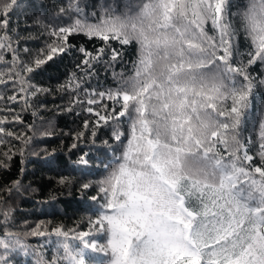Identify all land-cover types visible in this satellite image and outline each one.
Wrapping results in <instances>:
<instances>
[{
    "label": "snow or ice",
    "instance_id": "6c2138e0",
    "mask_svg": "<svg viewBox=\"0 0 264 264\" xmlns=\"http://www.w3.org/2000/svg\"><path fill=\"white\" fill-rule=\"evenodd\" d=\"M19 5L20 0H0V63H9L4 52L12 54L11 66L0 70V84L11 81L15 91L7 97L10 101L24 93L27 107L29 98L49 91L31 83L26 74L56 55L70 54V37L103 42L95 52L77 49V68L84 77L96 74L112 40L134 43L137 52L132 75L113 73L114 87L86 90L88 104H101L100 110L86 109L97 117L92 137L101 121L105 126L114 123L111 138L121 148L106 165L110 171L98 181V194L90 197L99 202L90 221L93 227L71 237L72 230L55 228L52 234L64 238L57 242L60 254L45 261L37 253V264H90L84 249L109 256L106 264H264V109L258 127L254 125L255 140L244 137L250 98L258 85L264 87V78L252 75L254 65L264 67V0H247L245 8L233 13L231 0H127L123 12L103 5L94 22L87 5L70 0L57 13L69 16V22L52 29L47 50L31 63L21 62L13 47L20 37L12 35L10 16ZM231 16L239 17V27ZM209 22L215 35L207 30ZM36 23H41L39 18ZM241 29L251 48L247 60L237 64L233 41ZM120 55L113 48L111 60ZM82 83L83 77L73 73L58 90L77 92ZM105 97L111 106L102 103ZM125 120L127 132L122 128ZM8 122L0 119V134L19 139L2 126ZM83 135L78 132L73 138ZM11 155V149L0 153V168ZM86 155L77 163L86 165ZM18 184L3 191L11 192ZM0 215L7 221L11 209L0 210ZM93 231L106 243L86 239ZM4 236L0 248L6 252L27 250L20 233L6 231ZM69 238L83 248H74Z\"/></svg>",
    "mask_w": 264,
    "mask_h": 264
},
{
    "label": "trees",
    "instance_id": "16d2710c",
    "mask_svg": "<svg viewBox=\"0 0 264 264\" xmlns=\"http://www.w3.org/2000/svg\"><path fill=\"white\" fill-rule=\"evenodd\" d=\"M126 2L127 0H80L82 6L87 5L86 11L93 22L102 14L103 5L116 7L119 12H123ZM69 3L70 0H20L19 7L10 16L9 27L12 35L20 37L14 41L13 47L16 48L21 62L31 63L40 55L41 50H47V45L53 39L50 36L52 29L69 22V16L57 15L59 9L66 8ZM231 3L230 13L247 6V0H231ZM37 18L41 23H36ZM230 19L234 27H239V17L231 16ZM206 27L209 34L215 35L210 22ZM70 39L73 44L70 54L56 55L41 68L26 74L31 83L49 90L45 94L29 98V106H25L24 93H17L15 101L7 99L15 91L11 81L0 84V97L3 98L0 99V119L9 121L2 126L20 137L16 139L0 134V140L4 141L0 144V153L9 149L12 151L11 159L6 161L7 166L0 168V197L3 198L0 210L11 209V216L7 221L0 215V239H6V231L20 233L23 242L28 246L27 250L15 248L7 252L0 248V264H37V253L45 261H51L54 256L60 254L57 242L64 239L52 234L57 227L64 231L72 230L70 237L81 231L88 232L93 227L90 221L95 219L99 207V202L92 201L90 197L98 194V181L110 171L106 169V165L121 151L111 138L114 123L105 126L101 121L97 136L92 137V122L97 117L86 109L100 110L101 104H88L86 90L104 91L114 87L116 81L113 79V73H123L125 77L132 75V62L137 56L136 45H122L112 40L110 46L105 49L101 63L96 65V74L89 78L84 77L77 68L81 56L77 49L86 47L89 52H95L97 47L103 46V42L89 41L84 36H73ZM233 45L235 63L246 61L251 42L246 39L242 29ZM25 48L28 49L27 52L24 51ZM113 48L121 54L115 62L111 60ZM3 55L9 63H0V70L11 66V52H4ZM253 69V76L264 78V67L256 64ZM73 73H76L77 77H83L81 88L77 92L58 90ZM75 97H78L79 102L73 104ZM250 100L251 109L246 118L244 137H252L255 140L254 125L258 127L259 114L264 109V87L258 85ZM102 103L112 105L106 97ZM70 105L72 111H67ZM17 116L19 121L16 120ZM86 120L89 121L87 129L84 128ZM122 128L125 132L128 131L127 120L122 124ZM45 132L50 135H42ZM78 132H83L84 135L80 140H74L73 137ZM73 143L77 144L76 148H72ZM114 148L115 153L112 151ZM250 148L255 163L259 164L255 147L250 145ZM83 154H87L86 165L77 163ZM61 177H66L67 182L60 183ZM17 181L18 187L12 188L11 192L3 191ZM84 183L91 184V187L83 189ZM34 231L44 232L45 235H32ZM24 233L29 235L23 237ZM86 239L106 243L96 231ZM68 242L74 248H83L78 240L69 238ZM84 254L90 264L106 262L109 258L104 253H92L90 249H84Z\"/></svg>",
    "mask_w": 264,
    "mask_h": 264
},
{
    "label": "rangeland",
    "instance_id": "374dc122",
    "mask_svg": "<svg viewBox=\"0 0 264 264\" xmlns=\"http://www.w3.org/2000/svg\"><path fill=\"white\" fill-rule=\"evenodd\" d=\"M109 259V258H108ZM106 262H107V260H106ZM106 262H102V263H99V264H106Z\"/></svg>",
    "mask_w": 264,
    "mask_h": 264
}]
</instances>
